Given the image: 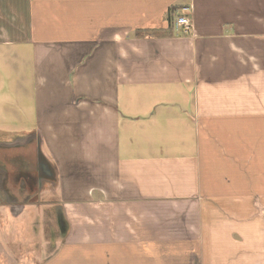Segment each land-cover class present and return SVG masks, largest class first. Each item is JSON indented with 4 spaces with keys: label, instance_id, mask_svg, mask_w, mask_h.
I'll return each instance as SVG.
<instances>
[{
    "label": "crops",
    "instance_id": "0c3cea01",
    "mask_svg": "<svg viewBox=\"0 0 264 264\" xmlns=\"http://www.w3.org/2000/svg\"><path fill=\"white\" fill-rule=\"evenodd\" d=\"M183 6L187 35L135 36ZM24 55L32 124L0 145L49 174L0 186V264H264V0H0Z\"/></svg>",
    "mask_w": 264,
    "mask_h": 264
},
{
    "label": "rangeland",
    "instance_id": "374dc122",
    "mask_svg": "<svg viewBox=\"0 0 264 264\" xmlns=\"http://www.w3.org/2000/svg\"><path fill=\"white\" fill-rule=\"evenodd\" d=\"M30 70V57L26 55L20 62L12 56L9 62H0V91L5 93L4 98L0 95V123H6L0 128L18 131L32 124ZM21 105L26 107L24 112L19 109ZM4 224L8 231V222Z\"/></svg>",
    "mask_w": 264,
    "mask_h": 264
},
{
    "label": "flooded vegetation",
    "instance_id": "af4514ba",
    "mask_svg": "<svg viewBox=\"0 0 264 264\" xmlns=\"http://www.w3.org/2000/svg\"><path fill=\"white\" fill-rule=\"evenodd\" d=\"M8 151L12 152L13 155L9 156ZM21 151L26 152L27 156L33 155V152L36 151L38 158H40V150L38 148L37 141L36 139H32V137L30 139L16 137L15 139H13V141L7 143V145H0V186L4 188L6 193L13 196H28L29 194L34 195L44 184L42 180L45 175H48L49 173L43 165V160H41L39 162V165L36 166L37 169L39 167L41 172L39 173V176L33 175L32 171L29 172V170H31L30 164L26 161L27 158L24 156V153L20 154L22 153ZM10 171L17 172L18 177L22 179L21 184L17 185L15 183H12L17 186L12 185V187H9L8 183H10V181L13 179L11 178L12 173ZM5 172H8V174ZM13 177L17 176L14 175ZM23 186H28L30 188V191H23L21 189V187Z\"/></svg>",
    "mask_w": 264,
    "mask_h": 264
},
{
    "label": "trees",
    "instance_id": "16d2710c",
    "mask_svg": "<svg viewBox=\"0 0 264 264\" xmlns=\"http://www.w3.org/2000/svg\"><path fill=\"white\" fill-rule=\"evenodd\" d=\"M184 7V6H183ZM180 10H182V8ZM172 21V19H171ZM171 21H170V24H171ZM173 24V25H172ZM170 26H169V29L167 31V34H165V32L163 31H156V30H140V31H135V36L137 37H143V36H150V35H153V36H163V35H175V34H179V35H187L189 32H184L182 29H175L176 26H175V21L173 20V23H172ZM174 27V29H173Z\"/></svg>",
    "mask_w": 264,
    "mask_h": 264
},
{
    "label": "built area",
    "instance_id": "2783aa9c",
    "mask_svg": "<svg viewBox=\"0 0 264 264\" xmlns=\"http://www.w3.org/2000/svg\"><path fill=\"white\" fill-rule=\"evenodd\" d=\"M189 7H183L182 8V14L179 15L175 20V26L176 28H181L184 32H189L191 23L189 18Z\"/></svg>",
    "mask_w": 264,
    "mask_h": 264
}]
</instances>
